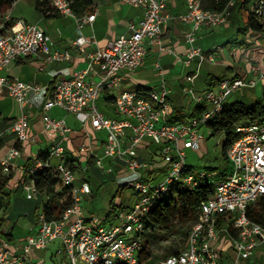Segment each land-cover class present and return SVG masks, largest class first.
Instances as JSON below:
<instances>
[{
    "label": "built area",
    "instance_id": "obj_1",
    "mask_svg": "<svg viewBox=\"0 0 264 264\" xmlns=\"http://www.w3.org/2000/svg\"><path fill=\"white\" fill-rule=\"evenodd\" d=\"M60 14L75 19L79 28L94 21L96 14L79 17L72 8L73 0H41ZM141 7L143 16L130 24V31L88 54L86 66L81 69H65L56 72L52 89L37 83L23 81L8 73L20 57L43 54L48 63L68 62L72 54L68 49L54 46L52 38L35 24L23 19L14 20L8 10L0 19V92L7 91L21 106V115L13 121L12 133L17 142H33L29 113L34 94L39 97L43 131L49 137L47 148L33 159L22 177L21 185L27 199L36 200L40 191L34 178L38 169L50 167L61 177L62 186L72 189L73 203L60 219L49 221L39 215L40 223L34 233L27 235L21 245L0 235V264H33L37 251L47 250L57 243L59 264H143L145 236L151 232L147 214L157 200L176 188L193 189L198 177L208 176L205 171H192L186 161V148L199 150L204 140L201 127L219 116L228 97L243 87H255L264 82V70L253 66V78L232 76L217 87L202 94L195 90L194 76H187L186 95L202 106L194 117L180 120L172 112L171 89L162 79L157 87L144 91L124 89L125 76L140 68L153 43L165 50L162 43L164 26L174 18L190 24L186 33L188 44L185 58L179 60L189 65L194 59L216 61L214 53L206 54L196 44L202 27L218 28L229 22V4L223 10L208 9L203 0H186V11L177 16L169 11L171 0H124ZM218 1V0H217ZM249 11L264 25V0H252ZM72 47L86 52V46L97 44L95 40L79 36L70 40ZM112 94L115 116L106 115L98 107L101 94ZM116 93V94H113ZM54 108L73 115L86 129V140L73 153L66 147L74 128L66 117H54ZM192 112V111H191ZM190 112V113H191ZM209 129V128H208ZM210 133L211 130L209 129ZM105 133L101 139L97 133ZM236 138L227 150L233 164L229 179L207 183L214 186V195L201 202L197 221L193 224L183 249L163 256L157 264H222L223 255L219 242L231 241V264H250L257 249L264 245V226L251 220L248 211L264 198V118H246L236 127ZM159 146V159L165 166L160 180L153 178L154 162L141 157L140 145ZM22 154L16 145L0 157L5 174L10 173ZM94 163L103 172H117L120 187L134 190L130 203L120 208L108 220L85 214L83 199L92 197L93 190L84 172Z\"/></svg>",
    "mask_w": 264,
    "mask_h": 264
},
{
    "label": "crops",
    "instance_id": "obj_2",
    "mask_svg": "<svg viewBox=\"0 0 264 264\" xmlns=\"http://www.w3.org/2000/svg\"><path fill=\"white\" fill-rule=\"evenodd\" d=\"M17 1L9 10L14 20L23 19L27 23L37 25L52 38L55 47L60 49H68L72 54V59L70 61L62 63H48L45 61L43 54H38L33 57H20L9 68V74L26 82L37 83L42 87H49L53 79V75L60 70H73L85 67L89 53L94 52L97 49V46H104L116 39L121 34L130 31V24L134 21H138L143 16V9L141 7L131 6L125 3L124 0H92V4L88 8V11L84 13V15L95 13L96 17L94 21L86 22L82 28H79L74 18L60 14L53 7L50 11H48V13H51V16H44V14L36 8V3L38 0H28V2L32 4L34 11L30 10L29 12L22 13L18 16L14 14V7ZM230 3L231 6L234 5L236 9L233 11V14L231 11L232 19H229L228 23L213 29L202 27L197 34L196 44L202 46L205 52L214 53L216 56L215 62L205 60L204 62L200 63L199 59H194L189 65H186L184 62L179 60V57L185 58L186 49L188 47L185 36L186 33L190 31L192 26L190 24L181 22L177 18H174L164 26L162 45L165 50H160L159 46L153 43V46L148 49L144 64L140 68L131 73L126 70L121 71V74L126 77L124 80V89L142 88L147 91L151 88L157 87L162 79H164L172 91L171 110L172 112H175L178 118H181L183 121L197 105L192 97L189 95H187L189 97H185V94H183L182 91V89L186 86V78L188 75L195 77L194 85H196L198 78L205 71L206 76L204 82L206 87H203L202 90L198 88L199 90H196L198 94H202L209 88H214L211 86V83H217L218 85L221 81L229 79L227 78L228 76H231L227 72L223 71H221L220 74H217L218 70L215 69L216 67L222 69L221 66H224L225 62H222L219 56V53L222 50L227 48L226 50H228L227 53L229 55L228 58L230 57L233 60L236 57L239 60L244 59L249 62L251 61V70L253 66L264 70V39H262L261 43L256 45L257 48L262 49L263 51H254L250 56L248 52H245V50L241 49L240 44L245 42L242 36L243 29L246 27V24L243 22L242 18L244 10H242L239 5L236 4L235 0H231ZM169 11L176 16L180 13H184L186 11V0H171L169 3ZM240 18H242V22L239 20ZM46 19L49 21L47 25L44 21ZM229 30H231L232 35L236 34V37L228 39L225 42L228 43L227 46L224 45L225 43L222 44L224 46L215 44V41H217L218 38L224 36L226 31ZM252 31L253 30L247 31L246 34H249ZM79 36H85L89 39L95 40L97 44H89L86 46L85 53L80 52L76 47H72L70 44V40H74ZM249 50L252 51L253 49ZM206 67L208 68L207 70H205ZM228 67L233 68V70L235 69L230 65H228ZM212 69L215 71V73H213ZM211 73H213V75ZM234 75L247 77L250 79L248 73L246 72H236ZM211 78L212 81L210 80ZM258 84H262L264 91V82H259ZM5 92L7 91L5 90ZM253 95H255V93L250 94V96ZM3 96L4 91L0 92V98ZM105 96L107 103L112 105V100H108V98L113 95L106 92ZM38 102L39 97L32 94L30 98L31 104H29L25 109L30 116L31 128L29 130V134L31 137H34V141L22 143L23 149L21 156L17 160L16 165L11 168L10 173L6 174L11 175V179L6 185V191L10 193L9 201L11 204L9 210L7 211L6 222L1 229V234L4 236L5 230V232L11 231L13 236L15 225L18 223L19 219L24 217L29 221V225L28 228H26L25 233L20 236L19 239H15L13 237V240H11L14 248L19 247L27 235L34 233L40 223L39 215L41 214V209L33 207L32 201L34 200H28L26 196H16V192L18 193L19 190H23L21 185L23 174L31 165L33 159L37 156H40L41 152L47 148L50 142L49 137L43 131L41 111L38 108ZM53 110V112L51 111V114L54 117H66L68 123L70 124V121L67 118V113L58 108H54ZM21 113L22 109L17 115H4V108L3 106H0V139L4 143L0 148V157L8 151L10 146L15 145L17 142L16 139L15 141H10V133H12V130L10 129L13 121L16 120L21 115ZM61 113L65 114L63 115ZM113 114L115 116L114 109ZM73 118L74 120H77L74 116ZM4 119H7V127H5L6 124L4 125ZM74 124L76 125L74 126V132L69 135L66 142V147L69 151L76 153L74 152L75 149H77L78 145L82 141L86 140L85 131L87 128L90 129V127H86L85 129L79 121L77 124ZM12 134L15 135L14 133ZM152 145H140L138 150L140 148L149 150ZM201 145L202 153L204 155V151L207 153L208 148L205 141H202ZM35 146H38L37 150H35ZM193 152L201 153V148L200 150H195ZM141 157L153 162L152 159H149L146 156L141 155ZM186 161L188 166L192 168V163L188 161L187 152ZM213 168L214 166L212 164H205L204 168L201 170L204 169L208 176L212 177L214 174L210 171ZM195 170L201 171L198 169ZM2 173L5 174L3 170ZM2 196L4 199V192ZM89 215L94 214L90 213ZM12 216L17 217V222H13V220L10 219ZM218 246L221 249L223 255L222 264H231V255L233 254L231 241L223 238L219 242ZM42 251L46 252V250ZM35 254L32 257V262L35 259ZM43 262L44 260L41 259L37 263L33 264H43ZM250 264H264V245L257 249L255 255L250 259Z\"/></svg>",
    "mask_w": 264,
    "mask_h": 264
},
{
    "label": "rangeland",
    "instance_id": "obj_3",
    "mask_svg": "<svg viewBox=\"0 0 264 264\" xmlns=\"http://www.w3.org/2000/svg\"><path fill=\"white\" fill-rule=\"evenodd\" d=\"M250 6V3L247 7ZM235 6H230V11H235ZM34 11L32 8V4L28 2V0H18L14 7V14L20 15L22 13H26L29 11ZM2 17V13L0 12V19ZM250 17V13L248 11H244L242 14L243 22L248 25V20ZM242 18L239 20L242 22ZM232 19V16L230 17ZM45 24H48V20H44ZM242 24V23H241ZM49 27V26H48ZM54 28V27H53ZM244 41L240 44V47L242 50H245V52H248L251 56V53L254 51H263L262 49H259L256 47L258 43H261L262 39H264V30L261 32L252 31L249 34H246L243 32L242 34ZM235 35L231 34V30L226 31V34L222 36L221 38H218L217 41H215V44H220L221 46H227L228 43H225L228 39L235 38ZM225 43V44H224ZM224 44V45H222ZM238 44V43H236ZM207 47V46H206ZM227 49V48H226ZM222 50L219 53V56L221 58L222 62L224 63V66H221L222 69H219L216 67L215 69L218 70L217 74H220L221 71L227 72L231 78L232 75H234L236 72H246L248 73L249 78H253L256 75V72H253L251 70V64L252 62L246 61V60H239L235 57L233 60L232 58H228V50ZM249 49H253L250 51ZM210 52H206L208 55ZM255 63V62H254ZM228 65L234 67L229 68ZM208 68L206 67L205 70ZM213 73L215 71L212 69ZM12 72V71H11ZM211 72V71H210ZM213 73H211L213 75ZM206 73L205 71L200 75V77L197 80L196 83V89H203V87H206V84L204 82ZM218 76V75H217ZM240 77V76H239ZM212 81V78L210 79ZM188 81L186 82V85H188ZM217 87V86H216ZM199 88V89H198ZM183 91V89H182ZM263 92V86L262 84H258L255 87H243L239 90L234 91L229 97L227 102L232 103L234 101H243L247 104H253L257 99H261ZM251 93H255V95L250 96ZM114 94V93H113ZM183 94L184 91H183ZM185 97H189L185 94ZM105 94H101L98 99V107L102 112H104L106 115L114 116L113 109L114 106L110 105L106 101ZM0 106H3L4 108V115L8 116H14L19 113L21 110L20 104L10 95L7 94V92L4 91V96L0 98ZM54 111V110H53ZM52 111V112H53ZM65 114V113H61ZM68 120L70 121V125L74 128L76 126L74 123L77 124V120H74L73 116L70 114L67 115ZM186 120V119H185ZM11 121V120H9ZM1 125V123H0ZM7 127V123L5 125ZM202 133L204 134V140L208 152L203 155L202 153V145H201V153L193 152L195 151L192 148H186L185 153H188V161L192 163V168H190L192 171H195V169L201 170L204 168L205 164H212L214 168L210 171L214 175L212 176L213 182H216L218 180L222 179H229L232 175L233 171V164L228 159L225 160L222 157V148L223 144L225 142V136L224 134H216L212 135L209 131V129L206 126H202ZM8 130V129H7ZM11 130V129H10ZM98 137L101 139L105 138V133H97ZM11 136V142L15 141L16 137L12 133H10ZM9 137V135H8ZM38 146H35V150H37ZM200 150V149H199ZM139 154L146 156L149 159H152L153 162L156 164V168L153 173V178H156V180L162 179V177L165 175V166L159 159V146L156 144H153L149 150H146L144 148H140ZM85 175H87L88 180L91 184L92 190H93V196L92 197H85L83 199V207L85 214L89 215L90 213H93L98 219L102 220L104 217L107 216L108 211L111 206H117L120 203H123L124 205L130 203V196L134 193L133 188L131 187H120L117 182V172H103L101 169L97 168L94 163H92L88 168L87 171L84 172ZM16 196L25 197V192L23 190H19L18 193L16 192ZM113 214H110L106 218L108 220L113 218ZM10 219L13 220V222H17V217L12 216ZM15 224V223H14ZM29 221L28 219L22 217L18 220V223L15 225L13 237L15 239H19L20 236H22L26 228H28ZM193 226V221H176V228L172 232H165V231H157L156 234H154L149 242H148V252L150 255V262L148 264H157V262L165 255H168L172 252H175L177 250L183 249L186 245L187 236ZM151 233V232H149ZM12 237V240H13ZM57 251V243H51L48 246V249L46 252L44 251H37L35 254V259L33 263H37L39 260H44L43 264H59L60 263V257H58L55 253Z\"/></svg>",
    "mask_w": 264,
    "mask_h": 264
},
{
    "label": "trees",
    "instance_id": "obj_4",
    "mask_svg": "<svg viewBox=\"0 0 264 264\" xmlns=\"http://www.w3.org/2000/svg\"><path fill=\"white\" fill-rule=\"evenodd\" d=\"M17 0H0V12L3 14L13 7ZM205 8L223 10L231 0H203ZM252 0H235L236 4L250 13L248 25H246L243 32L250 30L261 32L264 30V25L256 20L253 13L248 9V4ZM92 4V0H73L72 8L77 16L81 17L88 11ZM231 6V5H230ZM36 8L44 14V16H51L48 11L51 6L47 2L38 0ZM52 81L49 85L52 89ZM211 86L216 87L217 83H211ZM143 94L145 89L140 88ZM113 98L109 97L108 100ZM202 106L197 104L193 111L187 117H194L200 113ZM262 117L264 118V91L261 99L253 104H247L243 101H234L226 103L219 116L208 123V128L212 135L224 134L225 142L222 148V157L228 160L227 150L230 144L236 138V127L239 122L246 118ZM181 120V118H179ZM7 119H4V125ZM3 141L0 139V148L3 146ZM15 145L23 149V144L16 142ZM201 171H205L204 169ZM199 171V172H201ZM206 172V171H205ZM207 173V172H206ZM37 187L40 191L38 198L33 202V207L41 209L47 220H58L62 216L64 210L69 207L74 201V194L72 189L67 186H62L61 177L50 167H43L37 170L34 175ZM11 179V175L2 173L0 167V235L1 229L6 222L7 211L10 208V193L6 191V185ZM199 183L193 189L176 188L171 190L167 195L157 200L156 205L147 214V224L151 228V233H147L144 242V251L141 254V262L148 264L150 262V255L148 252V242L157 231L172 232L176 228V221L192 220L193 224L197 221L199 214V206L202 201L211 198L214 195V186L207 183L208 176L198 177ZM126 187V186H123ZM4 192V199H3ZM29 200V199H28ZM124 204L120 203L117 206H111L107 216L115 214ZM31 216V215H30ZM248 216L251 220L258 222L264 226V198L258 201L248 211ZM5 236L11 241L12 232H5ZM178 251V250H177ZM176 252V251H175ZM113 264H125L121 261H116Z\"/></svg>",
    "mask_w": 264,
    "mask_h": 264
},
{
    "label": "water",
    "instance_id": "obj_5",
    "mask_svg": "<svg viewBox=\"0 0 264 264\" xmlns=\"http://www.w3.org/2000/svg\"><path fill=\"white\" fill-rule=\"evenodd\" d=\"M224 145V144H223Z\"/></svg>",
    "mask_w": 264,
    "mask_h": 264
}]
</instances>
